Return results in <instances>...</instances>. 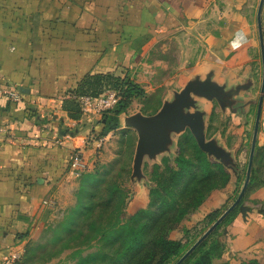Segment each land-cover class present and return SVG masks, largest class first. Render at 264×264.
<instances>
[{"label": "crops", "instance_id": "crops-1", "mask_svg": "<svg viewBox=\"0 0 264 264\" xmlns=\"http://www.w3.org/2000/svg\"><path fill=\"white\" fill-rule=\"evenodd\" d=\"M259 1L0 0V87L19 95L18 101L0 95V263L17 249L23 251L19 264L32 263L45 230L68 205L111 133L97 139L101 117L72 120L63 110L69 92L87 76H126L144 90L145 97L119 116L114 131L136 136L125 127V118L155 115L190 83L208 81L222 88L210 91L226 95L222 102L190 93L194 108L185 113L201 114L204 142L213 143L220 158L206 154L236 178L246 136V101L241 99L253 95L259 78ZM139 100L143 107L131 112ZM214 103L218 113L208 107ZM221 113L236 126L235 145L228 130L211 128ZM187 131L170 132L166 149L153 158L146 155L143 163L173 159ZM76 149L85 163L79 176L69 168ZM249 201L223 233L228 252L241 255L264 240V214L258 208L264 188Z\"/></svg>", "mask_w": 264, "mask_h": 264}, {"label": "rangeland", "instance_id": "rangeland-1", "mask_svg": "<svg viewBox=\"0 0 264 264\" xmlns=\"http://www.w3.org/2000/svg\"><path fill=\"white\" fill-rule=\"evenodd\" d=\"M262 28L264 37V24H262ZM255 64H257V68H260V70L259 78H256L255 76L256 83L252 93L253 95H243L244 97L241 99L242 101H246V136L244 138V144L239 147L240 149H243V157L242 163L240 164V170L236 174V181L235 179H231L232 173L230 172V169L223 164L230 175V179L226 186L222 187V183L220 182L218 187L211 189L206 194L201 205L184 218L180 225L170 233V238L172 240L180 241L182 243V255L233 204L244 183L262 81L261 59L259 56L257 61H255ZM140 103V100L135 101L131 107V112L134 113L143 107ZM156 103L157 101L154 99L152 105L154 104V106H156ZM208 107L212 108V110H215L217 113L219 112V107L216 103H214V106L208 104ZM145 108L146 107H144V109ZM213 126H211V128L214 130H228V139L233 145L236 144V138H240V136H237L236 134V126L233 124L231 117L221 113V116L216 119ZM188 132L190 133V131ZM136 143V134L134 135L127 131L111 132L107 136L102 142L99 150L96 152L93 167L88 172L83 173L79 178L77 187L68 205L57 212V215L45 230L40 244L35 248L29 258V260H32L31 264H80L81 261L87 258H93L95 255L102 253L101 249L103 242H100L98 239L100 236L91 232L89 228L93 219L100 218L98 221L103 227H106L109 224L122 226L128 223V220L136 214L142 213V216L149 214L151 210L154 209L155 206L152 205V202H155L158 199L156 198V195H151V192L154 191L153 189H158L160 187L156 186L155 182L153 184L151 183V177L155 173L156 177L158 174L167 175V173L162 165V161L159 164H156L160 165L162 169L154 171L152 160L146 158L142 166V178L138 179L134 176L133 160ZM256 147L258 148V152L255 166L254 163L252 166V170L254 168L253 178L251 180L250 177L249 185L243 198L233 210L235 215L233 217L230 216L225 225H221V223L230 215L229 214L206 238L209 249L214 250V256L212 259L213 264H220L223 262L228 264H239L241 261L249 259H257L261 262L264 261L263 237L260 238L259 240L261 241L258 240V243L253 245L252 248L239 255L238 253L234 254L230 251H226V242L223 235L228 226L238 217V214H244V207L251 201H249L250 195L255 190L257 191L264 188V100ZM183 157H190V153L184 151ZM155 160L160 161L161 157L159 156V158H156ZM171 166L177 169L175 163L172 162ZM85 176L86 178H84ZM90 177L91 179H89ZM231 180L232 185L230 184ZM81 181L83 183H81ZM141 182L144 185V188H140ZM148 186L153 187L150 188ZM140 189L142 190L140 191ZM81 190L83 193H81ZM93 193L96 194V196L91 200L90 197ZM112 194L114 195L112 208H109L106 212H100L102 207H106L104 203L111 200ZM168 202H170V200H168ZM135 203H137V206H135ZM90 204L97 205L99 210L94 211L90 217H83L85 208ZM258 208H261V213L264 214V201L258 206ZM114 210L115 214L109 216ZM100 214L102 215L100 216ZM106 216L108 218H105ZM89 236L92 238L87 241ZM108 257L111 259L115 256L108 254ZM178 259L176 258L171 264H175Z\"/></svg>", "mask_w": 264, "mask_h": 264}, {"label": "trees", "instance_id": "trees-1", "mask_svg": "<svg viewBox=\"0 0 264 264\" xmlns=\"http://www.w3.org/2000/svg\"><path fill=\"white\" fill-rule=\"evenodd\" d=\"M105 90L115 91L119 100L114 109L101 116L102 128L99 133L95 134L97 139L116 131L120 127L119 116L126 113L134 100L145 97L144 90L129 77L121 78L110 74L90 75L69 92V98L63 103V110L72 120H80L81 111L77 101L78 97L84 95L98 97ZM184 151L190 153V157H183ZM257 152L258 148L256 147L254 166L257 161ZM172 162L177 165V169L171 166ZM162 165L167 175L158 174L157 178L155 173L151 177V183L155 182L156 186L160 187L151 192V195H156L158 199L152 202V205L155 206L154 209L149 214L142 216V213L136 214L122 226L109 224L103 227L98 221L100 218L93 219L89 228L91 232L100 236L98 239L103 242L102 253L93 258H87L80 264H171L176 258L182 256V243L172 240L170 233L180 225L184 218L201 205L211 189L218 187L220 182L222 187L226 186L230 175L222 163L215 161L198 147L194 137L188 131L180 137L175 157L173 159L163 158ZM153 167L154 171L162 169L160 165L156 164ZM253 174L254 168L251 180ZM82 181L81 183H83ZM152 187L150 186V188ZM81 193H83L82 190ZM95 196L96 194L93 193L90 197L91 200ZM113 203L114 195L112 194L111 200L104 203L106 207H102L100 212L103 213L112 208ZM96 210H99L97 205H88L84 210L83 217H90ZM114 214L115 210L109 216ZM234 215V211L231 212L221 225H225L230 216ZM107 216L105 218H108ZM91 238L89 236L87 241ZM108 254L115 257L110 259ZM213 256L214 250L209 249L206 239L182 264H213ZM240 264H264V261L249 259L241 261Z\"/></svg>", "mask_w": 264, "mask_h": 264}, {"label": "water", "instance_id": "water-1", "mask_svg": "<svg viewBox=\"0 0 264 264\" xmlns=\"http://www.w3.org/2000/svg\"><path fill=\"white\" fill-rule=\"evenodd\" d=\"M264 0L259 1L257 9V27L261 49L262 61V81L258 106L254 121V128L251 139L249 158L246 175L242 188L233 204L217 219V221L177 260L175 264H182L186 258L216 229V227L236 208L243 198L251 177L253 159L257 144L261 111L264 100V37L262 28V10ZM208 88V89H207ZM223 92L222 88L205 83H190L184 90L175 95V99L170 103H164L161 109L153 116H143L135 114L125 118V127L133 129L137 133V143L133 160V173L138 179L142 177L141 166L144 157L147 155L153 158L158 153L164 151L170 142V132H181L186 129L194 137L198 147L209 155L220 158L219 151L213 143H205L203 136L202 118L199 112L185 113V110L194 108L195 101L190 99V93L201 95L207 99L215 97L219 102L225 99L226 95H211L210 91Z\"/></svg>", "mask_w": 264, "mask_h": 264}, {"label": "built area", "instance_id": "built-area-1", "mask_svg": "<svg viewBox=\"0 0 264 264\" xmlns=\"http://www.w3.org/2000/svg\"><path fill=\"white\" fill-rule=\"evenodd\" d=\"M0 95L13 101L19 100V95L15 89L0 87ZM118 100L119 97L113 90H105L98 97L84 95L78 97L77 99L81 111V117L90 119L101 117L104 113L114 109ZM84 167L85 163L83 152L80 149L72 151L69 168L73 175L79 176ZM44 204H46V202H44ZM22 255V250L17 249L15 251H11L3 257L0 264H19Z\"/></svg>", "mask_w": 264, "mask_h": 264}]
</instances>
